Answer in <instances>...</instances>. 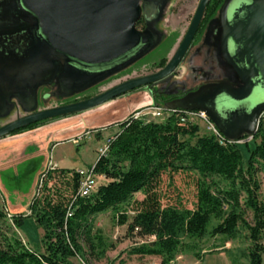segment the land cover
<instances>
[{
	"label": "trees",
	"instance_id": "1",
	"mask_svg": "<svg viewBox=\"0 0 264 264\" xmlns=\"http://www.w3.org/2000/svg\"><path fill=\"white\" fill-rule=\"evenodd\" d=\"M174 111L163 122L128 117L116 125L119 131L107 156H99L89 168L107 182L90 196L80 195L82 176L77 169L57 167L40 175L29 210L43 232L41 251L32 250L15 231L25 218L15 216L12 225L7 212L0 209V264L102 260L107 247L95 219L109 211L116 214L118 225L128 226L130 236L153 239L133 249V255L176 264L179 254L190 252L202 261L204 254L184 240L220 236L243 238L248 243L243 253L247 264H263L264 203L257 175L264 174V121L253 137L254 148L246 144L249 157L245 161L236 142L200 135L198 124L181 122L184 109ZM179 173L195 178L196 202L191 209L181 202L164 203L163 177ZM126 207L133 211L132 217Z\"/></svg>",
	"mask_w": 264,
	"mask_h": 264
},
{
	"label": "water",
	"instance_id": "2",
	"mask_svg": "<svg viewBox=\"0 0 264 264\" xmlns=\"http://www.w3.org/2000/svg\"><path fill=\"white\" fill-rule=\"evenodd\" d=\"M12 1L17 2L23 17L41 38L40 45L29 53L33 73L45 64L48 83L55 66L61 64L65 68L62 84L72 92L83 91L125 70L154 47L152 33L139 31L136 24L142 4L155 0ZM209 1L201 0L182 43L163 69L122 82L91 99L45 109L7 124L0 128V140L30 124L82 114L168 79L187 54ZM234 1L226 0L222 9V52L243 85L237 89L211 85L169 108L204 112L224 137L237 142L244 136L254 137L264 114V0H244L230 12ZM93 67L98 71L89 70ZM222 97L231 104L226 106Z\"/></svg>",
	"mask_w": 264,
	"mask_h": 264
},
{
	"label": "rangeland",
	"instance_id": "3",
	"mask_svg": "<svg viewBox=\"0 0 264 264\" xmlns=\"http://www.w3.org/2000/svg\"><path fill=\"white\" fill-rule=\"evenodd\" d=\"M189 19L184 18L177 23H173L171 26L163 24L160 26V30L166 34V40L163 45L153 49L154 51L142 60L134 63L132 66L125 70L111 76L109 79L104 80L99 84L97 88L84 91L81 95L89 96L107 90L113 86H116L127 80L150 75L158 71V64L162 59L169 61L178 44L182 40L187 28ZM196 64H200V60L195 61ZM186 68L182 65L176 72L177 79H185ZM221 102L226 106H229L231 102L226 97H222ZM64 100H58L51 98L45 107L52 108L59 105ZM156 106L163 109L168 107L162 103L154 100L150 97V94L145 89L137 90L129 95L122 96L115 100H112L103 106L89 110L82 114L69 116L67 118H60L51 120L45 123V134L56 133L61 134L56 143H63L54 149V152H49V163L57 166L59 162L61 167L76 168L77 170H88L91 168L99 157V151L103 147L110 137L116 135L119 129L116 127L119 123L123 122L126 118L132 116L136 112L143 110L146 107ZM102 120L100 126L87 128L86 126L95 119ZM106 120H109V124L106 125ZM264 121V114L261 117ZM94 122V121H93ZM112 122V123H111ZM157 122H163L158 120ZM91 125V124H90ZM44 127V126H43ZM200 135L209 134L207 126L203 123L199 124ZM98 133H94V131ZM90 132V133H89ZM87 133H89L87 135ZM11 137H6L0 140V150L6 151L14 146L16 143L9 141ZM4 140V141H3ZM245 140H247L245 142ZM245 140H238L239 149L241 150L244 160L249 157V152L246 144L251 149L254 148L252 142L253 137L248 136ZM45 159V156L41 158ZM38 164L39 161L28 162L24 166L18 168V165L11 169L3 166V170H8L7 174H4L1 184L12 193L13 188L19 189L23 197L27 200L30 198L31 191L37 190L35 182L38 180ZM6 168V169H5ZM8 168V169H7ZM12 171V172H11ZM13 173V174H12ZM15 175V176H13ZM15 177V178H14ZM40 177V175H39ZM257 178L261 184L260 197L264 203V174L259 173ZM194 176L190 174L179 173L174 176H164L162 189L166 194L167 199L164 203L170 200L172 203L181 202L187 208H193L196 202V188L194 184ZM0 184V186H1ZM1 188V187H0ZM1 192V191H0ZM138 198V197H136ZM7 199L2 192L0 193V209H3L8 214V220L13 225L15 216H23L22 225L18 229H14L22 240L34 251L39 252L42 250V230L37 226L34 219L30 217V210H26L23 213H13L9 210V206L6 204ZM128 210L129 216H133V211ZM95 228L99 230L103 235L107 252L106 257L102 260H92L91 264H161V261L157 257H141L133 255L132 250L147 245L153 241L152 238L141 239L132 237L128 234V226H120L117 224L116 214L109 211L105 214L99 215L95 219ZM186 243L194 244L198 247L204 255L208 253H229L227 258L234 260L236 264H247V260L244 258L243 253L248 246V243L243 238L235 240H227L223 237H217L215 239L207 237L203 240H184ZM75 264H84L81 260H74ZM197 260L193 253L183 252L176 257V264H196ZM200 264H226L224 261L208 255L204 262ZM264 264V258H263Z\"/></svg>",
	"mask_w": 264,
	"mask_h": 264
},
{
	"label": "flooded vegetation",
	"instance_id": "4",
	"mask_svg": "<svg viewBox=\"0 0 264 264\" xmlns=\"http://www.w3.org/2000/svg\"><path fill=\"white\" fill-rule=\"evenodd\" d=\"M225 1L210 0L207 4L193 42L178 67L185 66V79L176 78L177 69L168 79L142 88L149 92L151 98L169 108L170 105L178 104L188 95L211 85L223 84L234 89L243 85L222 52L224 29L221 14ZM243 1L235 0L230 7V12H233ZM200 2L201 0H155L143 3L142 15L136 28L141 32L150 31L152 33L151 43L154 44L153 49H155L163 45L166 40V34L160 30V26L163 24L171 26L184 18L189 19L188 28L178 44L177 50L193 22ZM40 42L41 38L23 17L17 2L0 0V128L49 109L45 107V104L51 98L64 100L55 106L60 107L91 99L106 91L81 97L84 91L97 88L104 82L103 80L83 91L72 92L62 84L61 78L65 73V68L61 64L55 66L53 78L45 83V64L39 66L33 73L29 57V53L38 47ZM153 49L142 59L150 55L154 51ZM196 60H200L201 63L196 64ZM163 63L164 65H162ZM167 63L166 59H162L158 64V71L163 69ZM89 70L98 71L94 67ZM49 121L51 120L39 121L15 132L35 126L42 128L45 126V122Z\"/></svg>",
	"mask_w": 264,
	"mask_h": 264
},
{
	"label": "crops",
	"instance_id": "5",
	"mask_svg": "<svg viewBox=\"0 0 264 264\" xmlns=\"http://www.w3.org/2000/svg\"><path fill=\"white\" fill-rule=\"evenodd\" d=\"M101 121L102 120L96 118L95 120H92V122H90L86 127L92 128V127H97L96 125L100 126L99 124H101ZM105 122L106 125L110 123L109 120H106ZM56 133L58 132L45 134V126H44L34 131L26 132L21 135H17L9 138L10 139L9 141H11V143H16V144H14V146L11 147L9 150L6 151L0 150V184L1 181L3 180L4 174L8 173V170H3L4 169L2 168L3 166L11 169L12 167H15L19 164L18 168H20L28 162L39 161V164L37 166L38 167L37 172L40 175L46 167L49 157L48 153L54 152V149L56 147L63 144V143H56V141H60L58 137L61 135V134L56 135ZM44 156L45 159L41 160V158ZM56 164L57 167L59 168L76 169L69 167H61L59 165V162ZM39 175H37V179L39 178ZM36 184H37V180L35 182L34 187H36ZM0 187H1L0 191L2 192V194H4V197L7 199L6 204L9 206V210L11 212L17 214L29 210L30 201L33 197L35 189L31 191L30 198L26 200L19 189L13 188L11 190L12 193H9V191L3 186V184H1ZM208 255L220 259L221 261H224L226 264H231V261H229L225 253L206 254L203 256L202 261H198L196 259L197 260L196 264H200L201 262H204Z\"/></svg>",
	"mask_w": 264,
	"mask_h": 264
},
{
	"label": "built area",
	"instance_id": "6",
	"mask_svg": "<svg viewBox=\"0 0 264 264\" xmlns=\"http://www.w3.org/2000/svg\"><path fill=\"white\" fill-rule=\"evenodd\" d=\"M174 112H175L174 110L171 111V110L163 109V108L156 107V106H150V107L144 108L143 110L139 112H136L130 117L134 119H142L146 122H157L158 120L165 121ZM181 122L182 123L192 122L193 124H198V125L200 123H203L207 126V130L209 134H213L217 136L221 142L224 140L223 135L220 133V131L216 128V126L211 122L207 114L204 112L185 111L184 115L181 117ZM89 133H87V135ZM94 133H98V131L95 130ZM113 138L114 136L110 137L107 140V143L103 147H101L99 151V156H107L109 152V146ZM54 168H57V166L52 165V163L51 164L49 163L45 171L54 169ZM78 172L82 176V182L80 186L81 197L92 195L101 184L107 182V179L105 176L97 175L96 173H94L93 169L91 170L90 169L88 170L80 169L78 170ZM37 184L38 186L40 185V180H38Z\"/></svg>",
	"mask_w": 264,
	"mask_h": 264
}]
</instances>
